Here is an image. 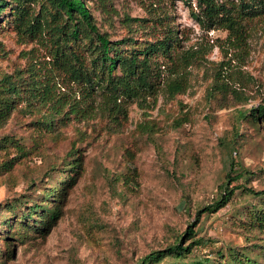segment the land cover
<instances>
[{
  "label": "rangeland",
  "instance_id": "374dc122",
  "mask_svg": "<svg viewBox=\"0 0 264 264\" xmlns=\"http://www.w3.org/2000/svg\"><path fill=\"white\" fill-rule=\"evenodd\" d=\"M82 1L112 40L130 35L136 44L171 28L184 88L168 95L161 83L154 98L129 102L118 123L83 116L77 86L50 66L37 38L15 32L8 8L1 12L0 82H16L17 91L0 122V264H136L176 234L187 243L192 222L198 241L187 264H221L230 251L264 262V220H250L264 210V193L243 189L264 188V111L248 114L264 106V15L235 48L222 41L225 30L190 16L194 0ZM217 68L246 101L211 89ZM224 182L237 186L229 200L196 216ZM55 207L54 223L41 227L37 213Z\"/></svg>",
  "mask_w": 264,
  "mask_h": 264
},
{
  "label": "trees",
  "instance_id": "16d2710c",
  "mask_svg": "<svg viewBox=\"0 0 264 264\" xmlns=\"http://www.w3.org/2000/svg\"><path fill=\"white\" fill-rule=\"evenodd\" d=\"M39 3L38 7L35 5ZM190 16L204 29L220 28L225 30L223 42L232 47H240L247 37V24L256 17L264 15V0H194V6L188 2ZM9 9L12 27L17 34L37 38L42 44L50 61V66L61 71L64 76L77 86L79 97L83 99V116L97 113L113 123H118L121 116H126L127 105L131 101L154 98L161 83L168 95L184 88L182 71L176 65V57L171 48L173 30L167 28L160 38L133 43L130 35L110 39L105 30H99L94 24L87 6L82 0H0V13ZM181 56V57H180ZM181 59L187 57L180 55ZM220 69V68H219ZM213 73L211 89L222 93L229 92L234 97L246 101V96L238 87L229 82V73L219 70ZM32 81V79H31ZM42 86L48 87V83ZM33 91L38 86H31ZM17 84L10 79L0 82V122L4 120L13 106ZM90 105V106H87ZM264 106L258 104L248 109L252 118L263 115ZM244 109L238 116H246ZM2 145L10 140L2 137ZM2 141V140H1ZM0 141V142H1ZM71 152V151H70ZM10 160H6V162ZM72 163L75 171L79 166V156H74ZM228 176V172L225 173ZM74 175H70L58 190V196L64 195L66 187L71 185ZM224 182L213 200L195 210L196 216L202 212L216 210L231 197L234 188ZM255 195L264 193V188L252 190ZM59 198V197H58ZM32 205L28 207L30 210ZM30 212H27V215ZM58 207L39 211L41 227L47 228L58 216ZM250 220L261 223L264 210L254 208ZM193 223V222H192ZM192 223L184 229L183 244L176 234L171 243L161 248L149 250L136 264H187L183 260L191 251L193 244ZM10 225V224H8ZM42 229V228H41ZM208 258L194 260L202 264ZM221 264H264L250 258L246 253L230 251Z\"/></svg>",
  "mask_w": 264,
  "mask_h": 264
}]
</instances>
